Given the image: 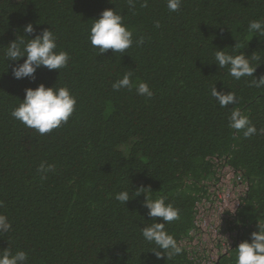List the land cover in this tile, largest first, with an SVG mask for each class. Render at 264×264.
I'll return each mask as SVG.
<instances>
[{"label": "trees", "instance_id": "obj_1", "mask_svg": "<svg viewBox=\"0 0 264 264\" xmlns=\"http://www.w3.org/2000/svg\"><path fill=\"white\" fill-rule=\"evenodd\" d=\"M143 2L130 10L127 0H0V214L12 225L0 235V251L23 250L27 264H201L183 243L216 181L212 158L247 184L228 223L237 236L214 264H235L239 243L264 224V134L244 138L228 127L239 108L264 128V89L249 86L253 77L237 81L214 65L216 48L243 52L256 57H250L258 65L254 76L264 75V35L247 30L251 20H264V0H182L177 12L167 0ZM112 8L133 32V45L98 55L89 30ZM28 24L34 34L53 31L56 51L70 57L66 68L13 78L4 47L19 36L33 38L24 32ZM129 71L132 90L114 91ZM139 82L152 90L150 99L136 93ZM39 84L67 87L77 100L68 122L43 136L11 116L24 90ZM213 85L235 92L239 103L221 108ZM41 163L55 165L44 179ZM140 187L181 210V219L166 225L184 249L180 256L149 252L154 246L140 229L153 221L141 206L144 197L135 198ZM124 190L133 198L125 205L115 199Z\"/></svg>", "mask_w": 264, "mask_h": 264}, {"label": "clouds", "instance_id": "obj_2", "mask_svg": "<svg viewBox=\"0 0 264 264\" xmlns=\"http://www.w3.org/2000/svg\"><path fill=\"white\" fill-rule=\"evenodd\" d=\"M138 2L139 0H127L129 9L134 10ZM181 3L182 0H167V8L170 12H177ZM140 6L147 7V0H144ZM155 27H160L158 21L155 23ZM247 30L249 33L264 35V20H251ZM24 32L33 35V38L28 39L25 36H19L4 47L7 61H12L15 64L11 69L14 79L34 80L37 69L41 67L58 72L59 69L68 66L70 57L65 51H56V36L52 30L45 29L39 34H34L33 25L28 24L24 27ZM88 40L93 48L99 50L98 55L109 49L112 50V53H124L133 45V32L124 23V17L114 8L105 9L99 14L98 19L92 20ZM143 42V37H141L136 41V44L140 45ZM250 57L256 59L253 55ZM250 57H245L243 52L232 55L216 48L214 53L216 63L214 65L220 69L227 67L228 75L237 81L244 77H253L249 86L264 89V75L259 78L254 76L258 65L253 66ZM22 58L23 63H17ZM131 77L132 72H126L121 79L112 84V89L114 91L132 90L133 81ZM135 91L147 99L153 96L152 90L145 82L136 84ZM210 94L221 108L239 103V98L235 92L217 91L215 85L211 87ZM76 104V97L70 93L67 87L57 88L55 85L45 87L44 84H39L35 89L27 88L24 90V99L12 110L11 116L26 128L43 136L66 124L75 111ZM228 127L235 130L236 134L242 133L244 138L264 134V128L258 130L249 117L243 114L239 108L231 110L228 116ZM54 168V164L46 166L41 163L37 171L45 174L42 175V179H44L46 174L53 171ZM135 190V198L141 195L144 197L141 206L147 209V216L153 221L140 229L143 240L154 246L149 252L153 253L157 259L165 257L167 260H171L180 256L184 249L179 245L174 235L167 231L166 225L179 221L181 210L174 207L172 203H166V196L153 198L151 195L153 191L149 188L140 187ZM115 199L125 205L133 198L130 197L128 190H124L118 192ZM2 206V202H0V207ZM156 218H159L161 222H156ZM11 227L8 217L0 214V235L9 232ZM256 227L257 230L249 234V239L239 243L235 249V264H264V224L257 223ZM27 261L28 254L23 250H17L13 253L7 247L0 251V264H27Z\"/></svg>", "mask_w": 264, "mask_h": 264}, {"label": "rangeland", "instance_id": "obj_3", "mask_svg": "<svg viewBox=\"0 0 264 264\" xmlns=\"http://www.w3.org/2000/svg\"><path fill=\"white\" fill-rule=\"evenodd\" d=\"M208 186V198L198 204L196 230L183 243L201 264H214L219 254L231 246L237 232L229 230L228 223L232 222L245 192L244 184H238L233 172L221 164L216 181Z\"/></svg>", "mask_w": 264, "mask_h": 264}, {"label": "built area", "instance_id": "obj_4", "mask_svg": "<svg viewBox=\"0 0 264 264\" xmlns=\"http://www.w3.org/2000/svg\"><path fill=\"white\" fill-rule=\"evenodd\" d=\"M210 162L214 165V167H216V174H218V169H219V165L221 164L220 162V160H218L217 158H212L211 160H210ZM221 165H223V164H221ZM223 166H225V165H223ZM229 170H231L232 172H233V175H234V177H235V181L238 183V184H244V186H245V191H246V189H247V184L243 181V179H242V177H241V175L240 174H237V173H235L230 167H228V166H226ZM245 193V192H244ZM239 203H240V201H239ZM239 203L237 204L238 206H239ZM238 208V207H237ZM197 221V220H196Z\"/></svg>", "mask_w": 264, "mask_h": 264}]
</instances>
